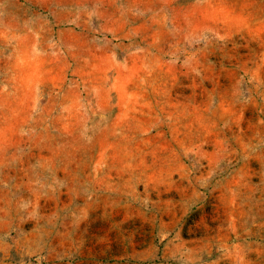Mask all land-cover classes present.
<instances>
[{
	"label": "rangeland",
	"instance_id": "1",
	"mask_svg": "<svg viewBox=\"0 0 264 264\" xmlns=\"http://www.w3.org/2000/svg\"><path fill=\"white\" fill-rule=\"evenodd\" d=\"M0 264H264V0H0Z\"/></svg>",
	"mask_w": 264,
	"mask_h": 264
}]
</instances>
